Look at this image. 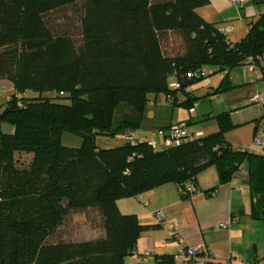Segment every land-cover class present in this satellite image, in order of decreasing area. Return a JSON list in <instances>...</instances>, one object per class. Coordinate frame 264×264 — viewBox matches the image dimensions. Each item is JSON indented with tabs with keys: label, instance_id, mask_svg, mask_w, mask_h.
Listing matches in <instances>:
<instances>
[{
	"label": "trees",
	"instance_id": "trees-1",
	"mask_svg": "<svg viewBox=\"0 0 264 264\" xmlns=\"http://www.w3.org/2000/svg\"><path fill=\"white\" fill-rule=\"evenodd\" d=\"M208 2L0 0V79L13 88L0 107V264H125L147 225L121 212L117 199L168 181L189 196L209 165L217 183L205 192L246 169L251 214L264 219V154L234 148L225 138L233 126L228 109L213 115L217 130L168 146L162 139L155 148L134 132L155 100L151 93L193 109L198 95L191 86L203 77V65L224 72L212 90L220 92L232 86L233 66L262 51L264 11L232 41L198 11ZM72 4L80 8L78 44L68 33H53L47 20ZM170 31L180 34L181 52H164L161 40ZM4 121L12 130L2 129ZM181 122L191 130L189 119L168 127ZM64 130L79 134L81 144H63ZM118 132L126 133L118 145L95 142L99 134ZM16 152L31 155L26 164L18 163ZM89 208L101 215V235L47 240L70 211ZM156 211L155 222L162 223ZM180 250L154 253L151 264H200L181 260Z\"/></svg>",
	"mask_w": 264,
	"mask_h": 264
},
{
	"label": "crops",
	"instance_id": "crops-1",
	"mask_svg": "<svg viewBox=\"0 0 264 264\" xmlns=\"http://www.w3.org/2000/svg\"><path fill=\"white\" fill-rule=\"evenodd\" d=\"M217 1L225 11L231 8L234 15L225 14L221 8L215 6L213 9L204 8L203 6L202 10L199 11L206 19L217 23L219 20H231L233 16L234 18L235 16L242 18L245 16L250 21L264 11V0ZM209 2H214V0H209ZM228 24H231L235 29V23ZM248 28L247 22L246 33ZM245 34L237 39H231L227 36L230 40L236 41ZM230 71L231 87L239 84L240 87H235L225 93V97L230 101L228 104L238 103L240 100V108H242L244 105L256 101L254 100L257 91L255 85L248 84L245 77L236 78L235 73L231 75ZM215 86L210 85L206 90L207 94L212 93ZM191 88L193 89V86ZM169 103L165 100L164 105ZM198 106L188 109L190 113L188 127L191 130L204 133L217 130L218 123L213 120L191 126L193 122L192 115L207 119L212 118L215 113L220 111V109L210 111ZM195 112L197 113L195 114ZM261 114H263V110H251L248 111L246 117L240 119V122L244 120L253 121L248 123L247 127L245 126L246 129L242 135L240 134V139H235L234 134L228 132L234 126L231 118L233 126L225 131L224 135L234 148H249L253 144L256 129L255 118ZM188 119L176 118L172 111L165 122L160 124L158 131H150L149 137L142 139L154 140L160 144L169 123ZM156 126H159V124ZM239 174V178L235 177L238 175L236 174L229 181L218 183L214 190L209 192L204 190L217 183V175L214 182H204L202 181L203 176H197L196 191L186 197L181 196L176 182L168 181L141 192L139 195L118 198L117 205L121 212L135 213L139 221L147 225L137 237L135 252L125 256V264H137L139 262L151 264L154 253H175L183 246L195 243H200L203 247L217 253L213 260L214 264H264V219L256 218L251 214L252 196L248 174L244 168L239 170ZM158 209L163 211L162 223H156L153 217V212ZM229 218L235 219L230 220L228 226L223 227L221 222ZM147 251L148 255L144 257Z\"/></svg>",
	"mask_w": 264,
	"mask_h": 264
},
{
	"label": "rangeland",
	"instance_id": "rangeland-1",
	"mask_svg": "<svg viewBox=\"0 0 264 264\" xmlns=\"http://www.w3.org/2000/svg\"><path fill=\"white\" fill-rule=\"evenodd\" d=\"M235 1V0H233ZM238 1V0H236ZM213 9L215 7L221 8V4L214 0V2H209L208 4L202 5L198 7V11L202 10L201 8ZM215 6V7H214ZM225 14L234 15L229 8L228 11H225L221 8ZM48 25L50 26L53 33H68L73 38L76 44L80 43L81 33H80V8H77V5H68L61 9H56L51 11L48 16ZM249 19L244 16V18L239 16H234L231 20H219V25L226 29L227 35L231 39H237L239 36L244 35L246 33L245 28L247 27V22ZM235 23V29L228 23ZM162 47L164 52L166 53H176L181 52L183 50L181 36L178 32L170 31L164 36L161 40ZM230 74L233 75L235 73L236 78L245 77L248 81V84H253L256 87L257 91H264V78L259 77L260 71L252 70L244 64H238L233 66L230 69ZM202 71L204 73L203 77L196 81L193 86V93L198 95L196 98V104L199 105V108L209 109L210 111H215L217 109H229L230 118H232L234 122V126L228 131L229 133H233L235 139H240V134L244 133V130L247 127L248 123H252L251 120H244L240 122L242 117H246L248 111L251 110H263L264 112V102L263 101H253L250 104L244 105V107L240 108V100L238 103H230V101L225 97V93L229 90L234 89L235 87H240L239 85H235L233 87H229L228 90L221 92H213L207 94V89L210 85L215 86L223 74V71H215V66L210 64H205L202 66ZM169 79H173L169 77ZM12 84L7 79H0V107L9 97L12 91ZM255 90V91H256ZM256 91V92H257ZM255 92V93H256ZM32 93V92H31ZM151 100L155 98L154 101H149L144 110L143 120L141 124L134 129L136 135L140 138L149 137L150 131H155L160 129V124L165 122V119L169 117L171 112H174V117L183 119L189 118V110L187 107L180 104H172L164 105L165 99L164 94L162 92H158L157 94L151 93ZM253 100V99H252ZM255 100V97H254ZM68 101V100H66ZM167 103V102H166ZM194 105L196 108L197 105ZM216 106H214V105ZM239 104V105H236ZM227 105H229L227 107ZM236 105V106H235ZM258 105V106H257ZM174 109V110H173ZM219 111V112H220ZM247 112V113H246ZM197 112H195L196 114ZM192 124L198 125L200 122H208V121H216L215 117L210 118H199L196 115H192ZM217 122V121H216ZM159 126H156L158 125ZM246 126V127H245ZM2 129L5 131L12 130V124L9 122H2ZM153 127V128H152ZM126 139V133L118 132L113 135H104L99 134L95 138V142L100 147H109L115 146ZM235 142V140H233ZM61 142L66 145L71 146H79L81 144V136L77 133L64 130L61 133ZM240 143V142H237ZM251 145V144H250ZM249 145V146H250ZM30 154L24 152H16L15 157L18 160L19 164H26L30 158ZM240 170V169H239ZM239 170L235 176L236 178L240 177ZM235 174V175H236ZM203 176L202 181L204 182H214L216 179V169L214 165H209L205 167L203 170L199 172L197 176ZM198 190V189H197ZM195 192V191H194ZM233 219V218H232ZM235 219V218H234ZM233 219V220H234ZM102 218L99 211L95 208H89L87 210H72L68 214V216L64 219L63 223L57 227V229L48 236L47 240H57V239H76L80 240L86 237L99 236L102 234Z\"/></svg>",
	"mask_w": 264,
	"mask_h": 264
},
{
	"label": "built area",
	"instance_id": "built-area-1",
	"mask_svg": "<svg viewBox=\"0 0 264 264\" xmlns=\"http://www.w3.org/2000/svg\"><path fill=\"white\" fill-rule=\"evenodd\" d=\"M226 32L225 28H222ZM244 65L251 68L252 70L260 71L258 77L264 78V47L262 51L249 54L245 58ZM197 72L195 73V75ZM174 85H177L174 83ZM256 101L264 102V91H257L254 95ZM202 132L201 131H192L189 130L183 122L171 124L164 137H163V146H168L177 143L181 138L191 139L196 138ZM153 147H159L158 143L154 140L151 141ZM251 150H256L264 154V116L256 121V129L253 144L249 147ZM189 189H192L190 186ZM156 219H161L163 217V212L161 210L155 212ZM232 218H229L226 221L221 222L223 227L228 226L229 221ZM179 257L181 260H197L200 264H214L213 260L217 256L215 251H212L208 248H205L200 243L188 244L185 248L181 249L179 252Z\"/></svg>",
	"mask_w": 264,
	"mask_h": 264
}]
</instances>
